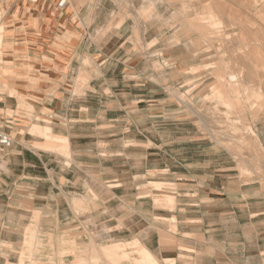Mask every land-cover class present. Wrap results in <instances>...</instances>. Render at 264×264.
Instances as JSON below:
<instances>
[{
  "label": "rangeland",
  "instance_id": "obj_1",
  "mask_svg": "<svg viewBox=\"0 0 264 264\" xmlns=\"http://www.w3.org/2000/svg\"><path fill=\"white\" fill-rule=\"evenodd\" d=\"M56 2L0 0V97L13 104L0 109L11 121L0 120V132L27 131L44 139L39 147L71 159L67 140L57 135L62 129L43 132L48 124L40 125L32 104L48 81L41 47L49 19L38 15L39 4ZM188 2L163 3L167 23L148 33L161 40L144 47L141 21L155 17L154 4L138 0V9L131 0H68L86 18L97 14L90 29L85 19L86 37L96 41L122 40L126 26L115 25L132 19L133 42L147 64L145 78L130 80L131 86L114 77L106 79L118 83L111 91L73 92L80 96L72 108L87 107L68 112L83 120L63 125L77 135L81 196L70 202L75 217L44 223L53 230L47 264H148L138 260L141 247L158 264H264V0ZM180 25L193 39L173 34ZM151 45L158 50L149 55ZM92 65L91 58L82 62ZM57 199L63 201L51 200L53 210ZM67 209L58 204L60 213Z\"/></svg>",
  "mask_w": 264,
  "mask_h": 264
},
{
  "label": "crops",
  "instance_id": "obj_2",
  "mask_svg": "<svg viewBox=\"0 0 264 264\" xmlns=\"http://www.w3.org/2000/svg\"><path fill=\"white\" fill-rule=\"evenodd\" d=\"M147 1L154 4L152 8L155 9L156 14L155 17L151 16L150 19L145 18L141 21L144 26V47L146 43H152L155 40L157 44L161 40L158 33L155 37L148 38V33L153 30L152 27L158 25L165 27L167 23L166 13L164 12L165 6H163L166 0ZM58 2L59 0L54 6L50 3L47 6L45 3L39 4L41 14L38 15L45 14L49 19L50 35L43 42L46 49L41 47V51H44L48 59V81L46 89L43 88L44 95L37 97V104L34 102L32 104L36 107V120L42 122L40 125L48 124L47 126L52 131H56L58 127L62 129L57 135L67 140L71 159L39 147L45 143L41 137L27 131L19 132L3 129L11 138V144L9 146L0 144V264H18L19 258L21 261V257H26V255L31 259L29 261L22 260L23 264H47L46 258H51L50 255L52 254V248L48 245L52 243L53 230L48 229L44 223L60 222L75 217L70 202L81 196L76 192L80 177H77V173L74 171L75 168L81 170V164L76 162L74 158L78 139L76 134L68 130L66 126L63 127V125H67L69 121L83 120L77 117L75 119L68 118V112L73 110L84 112L83 110H87V107L79 105L77 109L72 108L71 102L76 100V95L80 96L73 92L81 89L82 96H85L87 90L111 91L114 85L118 83H108L106 82L107 78L115 77L122 80L123 84L120 85L123 88L131 86V84H127L131 82L130 80L137 82L145 78L141 70L146 69L147 63L140 59L142 54V51H140L141 45L133 42L135 40H133L132 19L124 16L117 23L115 22L116 28L123 24L126 26L122 33L125 38L112 41V37H110L104 43L103 38L96 41L93 37H86L85 19L90 20L88 26V29H90L97 18L95 12V14H90L86 18L85 14L76 11L68 3L63 9L58 8ZM131 3L135 8L140 6L138 0H131ZM188 3L191 5L192 0H189ZM35 11L38 12V9L34 8ZM180 27L182 28H177L173 32L174 35L188 36L180 38L185 42L193 39L192 37L189 38L191 33L183 29L186 25H180ZM99 28H101V24L97 25L94 30L96 31ZM108 32L106 31V33ZM37 33L38 31L35 33L36 39L33 42H37V39H39ZM101 42L104 43L103 46ZM134 48H139L137 55L133 53ZM123 49L125 51L123 55L122 51H117ZM153 49L158 50V48H154V45L147 47V54H149L148 51ZM85 58L93 59L94 65L90 67L82 66ZM78 77L87 78V84L80 86L76 80ZM12 105L0 97V109ZM6 119H9L8 116L3 114L0 116V120L11 122ZM9 126L6 125V127ZM81 138L80 142H85L86 139ZM51 155L54 156L53 160L49 159ZM51 162H56V164L53 165ZM57 163L62 165L61 170L63 173L60 176L55 173ZM116 180V178H112L107 181ZM86 183L84 182L83 187H86L87 190L88 184ZM42 187L44 189L47 187V192L40 193L38 189ZM54 187L58 188L57 192H55ZM92 189V193L100 197L99 191L97 193L94 187ZM57 197L62 198L63 201L61 202L68 206V209L63 213L58 210V204L61 203L58 199L56 208L53 210L54 205L51 200ZM69 232H66L67 235H69ZM28 239L32 241L30 246L27 245L29 242H25ZM16 248L19 249V255L18 259L13 261L11 256L14 258L13 256L16 254L14 249ZM29 250L32 253L28 254Z\"/></svg>",
  "mask_w": 264,
  "mask_h": 264
},
{
  "label": "bare ground",
  "instance_id": "obj_3",
  "mask_svg": "<svg viewBox=\"0 0 264 264\" xmlns=\"http://www.w3.org/2000/svg\"><path fill=\"white\" fill-rule=\"evenodd\" d=\"M22 4V3H21ZM26 11H28V8H26L25 9ZM1 29H2V25H0V35H1ZM235 76V75H234ZM243 76V75H242ZM236 77H237V75H236ZM233 78V77H232ZM238 78V77H237ZM243 79V78H242ZM232 80V79H231ZM238 80V79H237ZM44 130V129H43ZM49 130H50V128H46V131H43V132H46V133H49ZM53 139L52 140V142H55V141H57L59 138H56V137H53V136H50L49 135V137H47V139ZM48 139V140H49ZM50 139V140H51ZM55 139V140H54ZM57 139V140H56ZM62 138H60V140H61ZM64 140V139H63ZM62 142V141H61ZM64 142H65V140H64ZM107 249H110V248H107ZM139 252H138V260H139V262H141V263H148V264H152V263H154V264H158L157 263V260L155 259V257L153 256V254L148 250V249H146V248H144V247H141L139 250H138Z\"/></svg>",
  "mask_w": 264,
  "mask_h": 264
},
{
  "label": "built area",
  "instance_id": "obj_4",
  "mask_svg": "<svg viewBox=\"0 0 264 264\" xmlns=\"http://www.w3.org/2000/svg\"><path fill=\"white\" fill-rule=\"evenodd\" d=\"M30 3H35L38 0H27ZM68 3V0H59L58 2V8L63 9L64 6ZM0 144L9 146L11 144V138L5 134L4 132H0Z\"/></svg>",
  "mask_w": 264,
  "mask_h": 264
}]
</instances>
